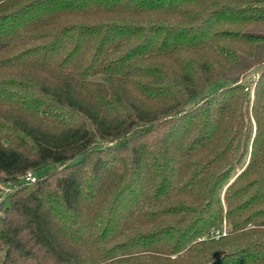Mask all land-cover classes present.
Segmentation results:
<instances>
[{
    "label": "trees",
    "instance_id": "1",
    "mask_svg": "<svg viewBox=\"0 0 264 264\" xmlns=\"http://www.w3.org/2000/svg\"><path fill=\"white\" fill-rule=\"evenodd\" d=\"M4 185L0 264H264V0H0Z\"/></svg>",
    "mask_w": 264,
    "mask_h": 264
},
{
    "label": "rangeland",
    "instance_id": "2",
    "mask_svg": "<svg viewBox=\"0 0 264 264\" xmlns=\"http://www.w3.org/2000/svg\"><path fill=\"white\" fill-rule=\"evenodd\" d=\"M253 78H256V73L252 71V72L248 75V77H246L244 80H245V81H249V79H253ZM52 169H53L52 165H45V166H43L42 168H40L37 172H33V173H34L33 175H35L36 177L44 176V175H46L47 173H49L50 171H52ZM239 171H240V170H238V172H239ZM9 190H10V186H9V185H4L3 187H1V191H0V201L3 200L4 195H5L6 193L10 192ZM226 229H227L226 225L223 224V226H222V230H223V231H222V232H223L224 234H226V232L228 231V230H226Z\"/></svg>",
    "mask_w": 264,
    "mask_h": 264
},
{
    "label": "built area",
    "instance_id": "3",
    "mask_svg": "<svg viewBox=\"0 0 264 264\" xmlns=\"http://www.w3.org/2000/svg\"><path fill=\"white\" fill-rule=\"evenodd\" d=\"M22 180H24L25 182H28V183H33L37 180V177L35 175H33L32 172H28L22 176ZM224 235L225 234L223 232H222V234H218V231H217V233H215V234H213V236L212 235L211 236L214 238H218V237L224 236Z\"/></svg>",
    "mask_w": 264,
    "mask_h": 264
}]
</instances>
